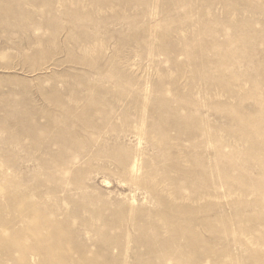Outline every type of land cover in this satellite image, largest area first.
<instances>
[{
    "label": "rangeland",
    "instance_id": "obj_1",
    "mask_svg": "<svg viewBox=\"0 0 264 264\" xmlns=\"http://www.w3.org/2000/svg\"><path fill=\"white\" fill-rule=\"evenodd\" d=\"M0 264H264V0H0Z\"/></svg>",
    "mask_w": 264,
    "mask_h": 264
}]
</instances>
